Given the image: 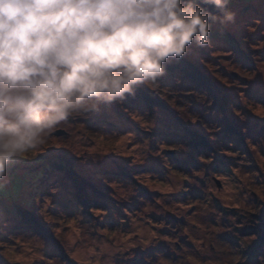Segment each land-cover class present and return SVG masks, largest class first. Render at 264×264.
Listing matches in <instances>:
<instances>
[{
  "label": "rangeland",
  "instance_id": "obj_1",
  "mask_svg": "<svg viewBox=\"0 0 264 264\" xmlns=\"http://www.w3.org/2000/svg\"><path fill=\"white\" fill-rule=\"evenodd\" d=\"M229 7L232 38L187 55L208 84L167 70L10 163L0 264H260L264 0Z\"/></svg>",
  "mask_w": 264,
  "mask_h": 264
},
{
  "label": "clouds",
  "instance_id": "obj_2",
  "mask_svg": "<svg viewBox=\"0 0 264 264\" xmlns=\"http://www.w3.org/2000/svg\"><path fill=\"white\" fill-rule=\"evenodd\" d=\"M231 3L0 0V180L61 125L157 87L190 47H211L212 25L236 23Z\"/></svg>",
  "mask_w": 264,
  "mask_h": 264
},
{
  "label": "trees",
  "instance_id": "obj_3",
  "mask_svg": "<svg viewBox=\"0 0 264 264\" xmlns=\"http://www.w3.org/2000/svg\"><path fill=\"white\" fill-rule=\"evenodd\" d=\"M227 38H232V37H230V35L226 32L221 33L220 30L218 31L216 28L215 29L211 28L210 39L217 40V39H227ZM193 47L196 48L195 46ZM167 70H172L175 72L179 71L189 78L191 76L190 79H192L193 82L195 83L204 84L206 82V84H208V81H206V77L201 73L195 61L189 58V56H186L184 60H182L179 63H175V62L170 63L167 66ZM191 157L194 158V154L191 155ZM79 200H80V196H79ZM17 210H19V214L23 213L21 208L18 207ZM29 213H30V210H29Z\"/></svg>",
  "mask_w": 264,
  "mask_h": 264
},
{
  "label": "water",
  "instance_id": "obj_4",
  "mask_svg": "<svg viewBox=\"0 0 264 264\" xmlns=\"http://www.w3.org/2000/svg\"><path fill=\"white\" fill-rule=\"evenodd\" d=\"M206 7H208V8H212L211 5H208V6H206ZM213 10H214V9H213ZM60 133H62V132H58V134H60Z\"/></svg>",
  "mask_w": 264,
  "mask_h": 264
}]
</instances>
